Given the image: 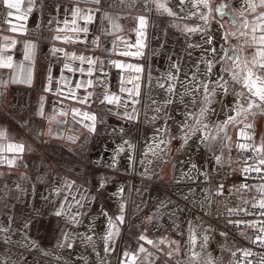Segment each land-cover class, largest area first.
<instances>
[{
    "label": "rangeland",
    "instance_id": "374dc122",
    "mask_svg": "<svg viewBox=\"0 0 264 264\" xmlns=\"http://www.w3.org/2000/svg\"><path fill=\"white\" fill-rule=\"evenodd\" d=\"M79 2L85 10L96 6L91 3H85V0H80ZM160 2H163V0H160ZM231 3L234 7L235 1ZM99 7L101 11L95 13L98 15L94 20L93 28L90 30L103 32L102 30L106 29V33L103 32V34L115 35L117 45L118 43L119 45L120 43H124L123 41H128L129 37L133 41V36H137L134 29L138 27L139 16L143 15L147 20L146 39L143 42L144 47H142L144 60L139 59V61H136L137 55H134L135 60L127 57L128 60H131L133 66L138 64L143 69L142 72L137 73L132 68L134 83L138 82L141 85V103L135 105L138 113L137 118L135 120L122 118L117 113H123L124 108L117 107L111 114L104 116L101 120L102 122L96 124L95 131L91 134V138L87 143H84L83 140L69 142V162L76 166L79 165L80 171L78 172L71 169L63 170L55 157L53 159L47 151L42 156L47 165L45 167H41L43 166L41 165L40 169L35 172L20 171L17 167L15 169L6 167L0 169V220L6 218L10 222L8 228L2 229H5L6 232H23L22 230L26 227L34 236L32 240L36 252L32 251V253L34 252L33 256L45 259L53 264H75L73 260L79 257V255L73 257L71 246L69 247V245H72V242L73 249L81 247L90 250L95 245L93 236L89 232V223L95 209L98 208L104 214V217L106 214L107 219L112 218L115 220V217L120 213L121 205H123L125 221L122 225H119V222H117L119 235L115 238V251L111 253L103 252L102 255L105 257L104 264H120L123 252L125 250L134 251L140 244L144 245L147 253L152 254L148 259L149 261H154V264H206L208 253H210L207 252L206 248L202 249V255L194 259L190 255V250L193 249V246L188 240V221L193 222L192 227L196 233L197 226L193 221L195 214L198 220L197 223H200V228L203 227L206 230L213 231L209 228L208 224H204L208 222V219H204V217L194 212L193 206L189 204L191 197L187 200L177 195V187L184 184H181L182 181H177L174 178L178 157L180 155H187L192 158L196 154V148L189 143L200 133L198 132L196 136H193L188 141V144H183L181 139L183 133L168 131V127L165 125L166 114H164V111L157 114L145 106L148 94L152 95L149 77L151 62L161 55L169 56L163 45H166V47L171 46V48L175 46L178 48V52L184 54L188 52L191 49L188 45L197 44L201 35L199 33H186V29L197 26L203 27L204 21L198 16L180 19L170 17L167 14H161L154 4L146 3V0H123L122 3L120 0H115V2L102 0ZM202 11L206 12L207 10L202 9ZM104 14H107L110 19H104ZM216 20H213L211 16L209 17L212 29L214 27L219 28ZM221 23L224 25L221 31L236 33V36L229 35L228 37L230 46L229 55H231V49L236 48L239 50L241 60H243L242 58L245 56L246 49L249 50L247 46L251 42L248 36L240 35L245 27L241 23L237 27L229 25L226 21ZM113 25H118V27H113ZM250 28L247 27L246 30L250 32ZM159 34L163 37L164 42L155 48L156 36L159 37ZM180 39L181 41L179 42ZM173 40H175L174 43L171 42ZM177 40L178 42L176 43ZM245 40L249 41V43L245 44ZM136 51V49L131 47L129 52L135 53ZM142 61L144 64H141ZM137 76L140 77L139 81L135 80ZM124 79L125 75L123 76V82ZM146 81L149 82L146 83ZM235 87L239 90L237 86ZM119 92L118 96L121 99L118 103L122 104L125 99H131L127 98L126 94L120 90ZM215 105L213 104L211 107L214 108ZM131 108L132 106L129 105L128 110L131 111ZM152 116H156L154 121L151 119ZM249 119L254 120L255 139L259 142L260 137L264 135V116L260 117L256 115L254 118L249 117ZM107 120L116 122L113 126L117 127L113 128L111 133L110 130H104L105 125H108ZM142 129L148 130L149 133L146 150H144V152H147V156L143 153L141 160L138 159L139 163L141 161L143 163H140L137 168L135 167L132 170V165L136 158V156L135 158L133 156L138 148ZM157 129H161V131L157 132ZM140 130L141 133H139ZM228 134L232 137L233 141L236 140V131L231 125L228 128ZM103 135L108 138L104 142L105 144L99 143ZM173 137L175 138L173 139ZM161 139L168 141V143H161ZM125 141H128V143H124ZM129 145H132V147H129ZM149 145L151 146V151L149 150ZM121 146H123L125 151L119 152ZM202 146L206 149V158L211 160L208 181L216 183L219 171L226 165V156L231 151L229 152L227 149H224L223 163L217 164L213 158V152L217 156L221 154L219 142H213L211 149L205 145ZM79 151L85 152L84 157L80 156ZM117 152H119V155H117ZM161 156H163L164 161L159 166V158ZM114 157L115 163H113ZM116 182L117 184H121L114 188L109 187ZM68 184L72 185L71 189L66 187ZM124 184L125 188L123 187ZM101 185L103 186L101 187ZM58 188L60 189L59 193L57 192ZM121 189L124 191L121 192ZM156 191L164 196L168 194L176 202L181 203V211H179L178 218L180 216L182 221L187 220L186 236L178 232L179 236L175 237L164 225V218L161 219L163 216L161 218H159L160 216L156 217V214L148 207L152 196L156 195ZM66 194L68 195L67 201L64 199ZM73 196H75L76 200L81 201L83 207L72 200ZM145 198L147 203L138 208L140 202ZM70 203L72 204L71 208H69ZM202 205L205 206L204 204ZM202 205L199 210H201ZM57 211H61L60 216L56 215ZM204 212L202 213L204 214ZM73 216L76 217L79 223L73 221ZM149 217H152L151 222H149ZM18 225H20V228H15ZM141 234L146 235L148 239L156 241L158 247H153L144 241H140L138 237ZM88 237H91V240ZM161 238H166L162 244L159 243ZM172 241L179 242L178 251L176 250L177 244L172 243ZM4 244L2 245L0 241V247L3 246L7 250L18 249V247L13 246L11 243ZM102 245L105 248V242ZM196 245L194 246L195 248L197 247ZM49 250L55 251L52 253L53 255L49 253ZM168 253H171V255H168ZM145 255L146 253L139 254V258L135 261V264H146ZM211 255L216 264H232L229 253L221 255L220 262H218L219 258L218 260L215 259L213 252H211Z\"/></svg>",
    "mask_w": 264,
    "mask_h": 264
},
{
    "label": "snow or ice",
    "instance_id": "6c2138e0",
    "mask_svg": "<svg viewBox=\"0 0 264 264\" xmlns=\"http://www.w3.org/2000/svg\"><path fill=\"white\" fill-rule=\"evenodd\" d=\"M102 0H85V3H91L96 5L95 9H86L82 10L79 7H76L71 11L72 21L71 23L74 27L71 29L77 35L74 37H61L60 35H56L53 37L54 40H63L65 43L79 41L81 43L86 42L87 35L89 33V28L86 26L92 23L97 17L95 13L100 12V5ZM107 2V0H106ZM115 2V0H113ZM122 3L123 0H120ZM7 9H15L17 13H20V4L21 0H0ZM146 3H152L156 6L157 10L161 12V14H167L170 17H176L180 19H185L190 16H198L200 19L204 21V26L200 27H191L186 29V33H199L201 35V39L203 43L197 44H189V48H199L202 51V55L198 58L199 63L192 66V74L188 76L185 73L186 79H180V67L175 62L171 65L170 70L166 74L165 77L158 79L155 82V87L162 89L164 95L161 100L154 99L151 94H148V99L145 102V106L159 114L161 111H165L167 115V110L169 105L180 104L183 105L184 111V119L180 122L179 131L183 133L181 139L183 144H188V141L192 139L193 136L199 132L200 135L197 136V147L200 145H205L206 147H212L213 142H219V151L220 155H215L213 152V158L215 159L217 164H222V157L224 155V149H227L229 152L234 146L238 150L242 152H250L252 155L244 158V164L247 165L240 169L242 175H245V180H247L248 175L252 172H256L257 174L264 173V136H261L259 142L255 139V124L254 120H250L249 117H255L257 112L264 113V11L257 12V9H264V0H240V7L235 11H239L241 16H245L247 12L249 16L252 17L251 20L245 19V28L247 29L248 25L251 24V42L250 46L255 47V52L253 54V58L251 61L241 60L239 55V50L236 48L231 49V55H229V42L228 37L236 36V33H228L227 31H221L224 28L223 23L219 20H216V17L213 16V12L219 14L220 17L225 15L223 9L225 7H231V0L227 5H220L216 9H212L209 4V0H146ZM186 5H190L191 7H187ZM111 6V5H109ZM176 9H179L177 11ZM192 9H196V12H193ZM202 9H207V11H202ZM32 11V3L29 0V5L24 13H20L16 16V19H26L27 14ZM181 13L184 15L182 16ZM9 17L13 16V12L9 11L7 13ZM232 26L237 27L235 14L233 12ZM212 17L213 20H216V23L219 25V28L213 30L209 23V17ZM77 18L82 19L84 21L85 26L81 27L76 23ZM104 19H110L107 14H104ZM11 23V21H9ZM65 25L69 23L67 19L63 21ZM113 27H118V25H113ZM146 28H147V20L141 15L138 17V27L134 30L136 31V39L131 44H128L127 41H123L127 47H136L137 51L135 53H131L132 55H141L140 49L144 47V40L146 39ZM13 31L16 29L13 28ZM57 31H62L61 29H57ZM106 33V29L102 30ZM219 32V38H217L216 33ZM259 32V35L256 33ZM83 33L85 36V40H80L79 34ZM241 36H247L248 32L240 33ZM99 37H93L92 43L97 44L99 46ZM15 44V41H12ZM245 44H248L249 41L245 40ZM207 45L208 47H205ZM31 47H35L32 45ZM115 47V46H114ZM64 51L61 48L53 47V54L57 52ZM112 49L105 48V52H110ZM122 55H129L127 51L122 52ZM191 56V53H188ZM65 57L69 60H79L81 64L87 63L90 67L85 70L84 68H74L69 63H64L63 67L69 72H81L91 75L92 74V65H95L97 61L92 57H88L85 55H76L75 53H65ZM25 59L30 60L31 57L26 53ZM229 61L231 62L229 64ZM202 63L204 68L201 69L199 64ZM101 64V76H106L107 74L103 72V61H100ZM219 65V69L214 71L216 66ZM116 67L118 68H134L135 72H142V67L133 66V65H125L122 63H116ZM0 68H13L12 57L11 56H0ZM17 68L19 71L14 69V75L12 77L13 82L16 81L17 77L21 72L24 73L23 82L30 83L31 81V67L28 69H24L23 65H18ZM172 68L175 69V72L172 71ZM51 82V76L48 77ZM67 79V78H64ZM136 81L140 80V77H135ZM179 81L180 86L183 88V91H177L176 82ZM128 83H132L133 87L131 89L121 87L120 91L122 93H127L131 99H125L122 104L118 103L121 97L115 94H109L107 91L103 94V99L100 100V103L107 104H116L117 107H123V113H117L121 115L122 118L127 120H135L137 118V109L135 108L136 104L141 103V85L140 83H133V78H128ZM149 81H146L148 83ZM92 80L85 81L83 83H77L75 88H81L85 86H92ZM98 86L103 85L104 81L97 78L95 82ZM4 84L3 81H0V86ZM235 85H239V90L236 89ZM46 91H59L58 89H53L51 87L46 88ZM87 88L85 87V91ZM220 96V99H217V96ZM233 96L235 99L232 102L225 103L224 97ZM92 93H88L84 96H76L74 91H70L68 96H64V99L71 98L75 100L77 103L88 105L91 100ZM185 97H190L189 100H185ZM217 104L218 108H213L211 105ZM129 105L132 106L131 111H129ZM55 111V110H54ZM110 112L114 111V109L110 108ZM221 113L225 115V119L223 120H211L209 119L210 115L215 114L219 116ZM234 113V115H232ZM67 111L61 110L58 115L67 117ZM40 115H43V98H41V108ZM80 117L81 119H76ZM171 117L169 116L168 119ZM54 119V117L50 118ZM72 119L76 123H83L84 120L91 121V123L84 124L89 132L95 131V122L96 116L94 114H90L88 112H82L79 109H72ZM151 119L154 121L156 116H152ZM57 123L65 124L67 123V119L57 120ZM102 122V121H101ZM167 123V120L165 121ZM236 131V140L233 141L232 137L228 134L229 126ZM161 129H157V132H160ZM38 135L43 133H37ZM48 135H52V129H48ZM7 136L6 131L4 129H0V139H5ZM175 137H173L174 139ZM72 141L75 142V137H71ZM161 143H168L164 139L160 140ZM124 143H128L125 141ZM132 147V145H129ZM15 150L17 153H23L24 145L23 144H8V150ZM149 150L151 151V146L149 145ZM125 149L123 146L119 148V152H123ZM117 152V155H119ZM256 153H260V157H256ZM156 155L155 152H153ZM145 156H147V152H145ZM256 159L255 163H249V161ZM15 157L8 160L10 165L14 164ZM113 163H115V157L113 158ZM143 163V161H141ZM190 163V161H189ZM195 169L205 177V180L208 179L209 173L207 171H203L197 168V165L192 163L190 171ZM183 175H189L190 173H183ZM264 178V176H262ZM103 185H101L102 187ZM67 188L71 189L72 185H66ZM199 187V185H197ZM224 185L220 184L216 190V195L223 194ZM247 189L249 191L254 190L256 195L253 196V199L256 201L252 206L258 207L261 210H264V184L260 185H248L241 184L238 186L237 190ZM121 192L123 189L120 190ZM207 193L211 194L210 189L205 190ZM231 191V189L229 190ZM57 192H60V189H57ZM194 194V189H189L188 193L185 194L181 192L180 195L184 197V199H188L189 195ZM207 198V197H206ZM65 201L68 200V195L66 194L64 197ZM72 200L83 207V204L80 200H76L75 196L72 197ZM248 201H245L247 203ZM167 203H171L169 200ZM203 203V202H201ZM211 204V201L209 202ZM167 205L162 202L161 207H166ZM72 207V204H69V208ZM231 214L239 215L240 212H243L244 215H253V213L249 212L247 209H229ZM261 215H264V211H261ZM57 216L61 215V211L56 212ZM169 217L172 218L175 216V213H168ZM73 221L79 223L76 220V217H72ZM149 222H151L152 217H149ZM125 221L124 217V206L121 205L120 213L115 217V220L109 218L108 221V231L106 235L103 237L105 241L104 252L111 253L115 251V238L119 235V225H122ZM174 223V221H173ZM229 224H234L237 228L241 225L252 228L254 232L258 233L254 237H247L249 242L255 244L260 247H264V221H259V226H257V222H249L245 220H229L227 221ZM178 227V226H177ZM113 229H115L113 231ZM0 231H6L5 229H0ZM189 237L188 240L190 244L193 246L192 249V258H196L200 255L194 251V246L196 245V234L195 230L192 227V222L189 221ZM244 235L243 232L240 233ZM221 235H226L225 233H221ZM91 240V237H88ZM138 239L140 241H144L145 243L152 245L153 247H158L156 241L148 239L146 235L141 234ZM166 238H161L159 243H164ZM11 240L10 236H5L3 238V243L7 244ZM209 237L207 235L203 236V243L201 248L204 249L207 247ZM34 243V242H33ZM172 243L177 244L178 251V241H172ZM71 245H69L70 247ZM243 255V261H246V264H253V261L248 259L251 256L256 255L250 249H241L240 250ZM146 253L145 261L146 264H154V261H149V257L152 255L151 253H147L143 244H140L139 247L134 251L125 250L122 254V258L120 260V264H135V261L139 258V254ZM99 255V253H97ZM171 255V253H168ZM233 256L236 255L235 252L232 253ZM3 264H7V261H4ZM206 264H216V261L213 259L211 253H208ZM237 264H243V262H237ZM256 264H264V255H261L256 262Z\"/></svg>",
    "mask_w": 264,
    "mask_h": 264
},
{
    "label": "crops",
    "instance_id": "0c3cea01",
    "mask_svg": "<svg viewBox=\"0 0 264 264\" xmlns=\"http://www.w3.org/2000/svg\"><path fill=\"white\" fill-rule=\"evenodd\" d=\"M79 1L31 0L32 11L27 14L26 19H16V16L26 11L29 0H21L20 13H17L15 9H7L0 3V56H11L13 64V68H0V81L4 82L0 86V129H4L7 134L5 139H0V169L3 167L15 169L17 167L20 171L35 172L40 169L41 165H43L41 167L47 165L42 157L47 151L53 159L55 157L63 170L80 171L79 165L76 166L69 162V142L72 141L71 137H75V141L83 140L84 143H87L93 132H89L84 127V124L91 123V121L84 120L83 123H76L72 119V109L94 114L96 116V128V124H99L104 116L112 113L109 111L110 108L117 109L116 104L100 103L104 92L107 91L109 94L118 96L120 87L123 86L128 89L133 87L132 83L127 82L128 78L131 77L134 83L132 68L115 66L116 63L133 65L131 60L127 59V57L132 60L136 59L129 52L131 47H127L124 43L117 45L115 35H104L103 32L91 31L95 21L86 25L89 28V33L85 43L79 41L65 43L63 40L53 39L56 35L61 37L77 35L71 30L74 25L71 23L73 18L70 10L76 7L85 10ZM232 1H235V6L233 7L231 3V12H234L235 17L238 18L239 24L241 23L245 27V19L251 20L252 17L247 12L245 16H241L239 11H235L240 7V0ZM95 8L96 6H93L91 9ZM9 11L13 12L12 17L7 15ZM259 11H264V9L258 8L257 12ZM97 15L95 14L96 17ZM65 19L69 21L67 25L63 23ZM76 23L81 27L85 26L82 19L77 18ZM248 27L250 28L252 25L249 24ZM13 28L16 30L13 31ZM57 29L62 31L58 32ZM245 31L248 32L247 36L251 39L252 32L244 28L243 32ZM256 35H259V32ZM79 36L80 40H85L83 33H80ZM97 36L100 38L99 46L91 42L93 37ZM135 39L136 36H133V41L129 37L128 44L134 42ZM13 40L15 44L12 43ZM32 45L35 47H31ZM53 47L61 48L64 51L53 54ZM247 47L249 50L246 49L242 59L251 61L255 47L250 45ZM105 48L112 49V51L105 52ZM132 48L137 50L136 47ZM125 51L130 54L122 55L121 53ZM140 51L142 54L137 55L136 61L144 60L142 48ZM66 52L95 59L97 63L91 66L92 74L89 75L86 71L85 73L79 71L73 73L64 69V63H69L74 68L82 67L85 70L90 67L87 63L81 64L79 60L67 59L65 57ZM26 53L31 57L30 60L25 59ZM100 61H103L102 67L103 72L107 74L106 76H101ZM141 64L144 62L142 61ZM18 65H23L25 70L31 67L30 83L23 82V72L13 82L14 69L19 71ZM49 76L52 78L51 82L48 79ZM98 77L104 81L103 85L98 86L95 83ZM88 80H92L94 83L92 86H85L86 91L85 87L75 88L77 83ZM235 86L239 89V85ZM49 87L59 91H46L45 89ZM70 91H74L78 97L92 93L89 104L77 103L71 98L64 99L63 97L68 96ZM125 94L127 98H131L126 92ZM41 98H43V115H40ZM61 110L67 111V117L58 115ZM257 116L263 117L264 113L257 112ZM52 117L54 119L50 120ZM64 119H67L65 124L56 122ZM76 119L81 118L77 117ZM49 128L52 129V135L47 134ZM38 132L43 134L38 135ZM10 143L23 144V153H17L14 149L9 151L8 144ZM233 150H236L234 146L231 152ZM79 153L81 157H84V151H79ZM13 157H15L14 164L10 165L8 160ZM253 185L258 186L260 184L254 183ZM247 194L256 195L254 190Z\"/></svg>",
    "mask_w": 264,
    "mask_h": 264
},
{
    "label": "bare ground",
    "instance_id": "6f19581e",
    "mask_svg": "<svg viewBox=\"0 0 264 264\" xmlns=\"http://www.w3.org/2000/svg\"><path fill=\"white\" fill-rule=\"evenodd\" d=\"M109 1L111 2L113 0H109ZM131 4H132V2H131ZM186 6L191 7L190 5H186ZM176 10L179 11V9H176ZM192 11L195 12L196 9H192ZM181 15L183 16L184 14L181 13ZM215 29H217V27L213 28V30H215ZM216 35H217V38H219V32H217ZM175 40H173L171 42L174 43ZM180 41H181V39L179 40V42ZM163 42H164V39H163V37H161V35L159 37L156 36L155 48H157L158 47L157 45H159ZM177 42H178V40L176 41V43ZM197 43H203L202 39L201 38L198 39ZM205 47H208V46L205 45ZM163 48L165 49L166 52H168L169 56L161 55V56L157 57L156 60H153V62H151L152 65H150V67H149V77H150L151 91H152L151 96L158 101L162 99L164 92L162 89L155 87V82L158 79H161V78L166 76V74L170 70L173 62H175L180 67V73L178 74L180 79H186L185 73H187L188 76H191L192 66L199 63L198 58L202 55V51L199 48H191L185 54L178 52L177 51L178 48H176L175 46H174V48H171V46L166 47V45H163ZM189 52L191 53V56L188 55ZM199 67L201 69H203L204 65L202 63H200ZM218 69H219V67H217L214 71H217ZM172 71L175 72V69L172 68ZM176 87H177V91H183V88L180 86L179 81L176 82ZM189 99H190V97H185L186 101ZM217 99H220L219 95L217 96ZM223 99L225 100V103H229V102H232L235 99V97L230 95L227 98H223ZM218 107H219V105H217V104L214 106V108H218ZM164 114H165V111H164ZM233 114L234 113H232V115ZM169 116L171 117L170 119H168ZM183 119H184L183 105H180L177 103V104H173V105L168 106L167 115L165 116V121L167 120V123H165V125H166V127H168L169 132L170 131L174 132V133L180 132L179 126H180V122ZM209 119H211V120H218V119L223 120V119H225V115L223 113H221L219 116L212 114V115H210ZM107 121H108V125H105L104 130H110V133H111V131H113V128L115 129L117 127V126L116 127L113 126V124L115 125L116 122H114L112 120L111 121L107 120ZM126 130H127V128H126ZM139 133H141V130ZM147 137H149L148 130L142 129L141 137H139V138L140 139L143 138V139L141 141L139 139L140 144L138 141V148L136 150L135 155L133 156V158H135V156H136L137 160L135 158V162L132 165V170L135 167L137 168V166H139L141 163V162L140 163L138 162V159L141 160L142 154L145 153L144 150H146V144H147V140H148ZM107 140H108V138H106L105 135H103V138L100 139L99 143L102 144ZM189 144L190 145L192 144V146H194L196 148V154L194 156H192V158L188 157L187 155H180L178 157V159L176 161L175 171H174V178L177 181H182V183L181 182L180 183L184 184V185L178 186L176 189L177 190L176 193L178 196L184 198L182 195H180L181 192H184L185 194H187L189 189H194V194L189 195V197H188V198L191 197L189 204H191V206H193L194 212H196L198 215H203L202 212L205 211L206 202L209 200L208 194L205 191V182H207L208 179L205 180V177L203 175H200V173L198 171H196L195 169H192L190 171V168H191V164L194 163L197 165L198 169H201L203 171L208 172L209 171V165L211 164V160H208L206 158V156H205L206 155V149L204 148V146H202V145H200L199 147L196 146L197 145V136L195 138H193V140ZM162 157L163 156H161L159 158V166H161L162 162L164 161V159ZM189 161H190V163H189ZM137 162H138V164H137ZM183 173H190L191 178H189V175H183ZM119 184H121V183L117 184V182H116L113 185L111 184V186H109V187L114 188L115 186L117 187V185H119ZM122 185H123V183H122ZM197 185H199V187H197ZM123 187L125 188V184ZM155 194H156L155 196H152V200L150 201V205L148 207L151 209V211L154 214H156V217L160 216L159 218H161L163 216L161 219L164 218L163 219L164 225L167 227V229H169L174 234L175 237L179 236L178 232H180L184 236H186L187 235L186 234L187 233L186 227L188 226L187 220L182 221V218L180 216L178 218L179 211H181V206H180L181 203L179 204L178 202H176L168 194H167L168 196L167 195L164 196L161 193H157V191L155 192ZM169 200L171 201V203H167ZM162 202L165 203L167 206L161 207ZM201 202H203V203H201ZM144 203H147L146 198L140 202V205H138V208H140ZM202 204L205 205L204 210H203ZM201 205H202V207H201L202 211L199 210ZM193 208H192V210H193ZM168 213H175V216L170 218ZM91 217H92L91 222L89 223V232H90V235L93 236V240H94L93 242L95 243V245H94L93 249L89 248L90 250L85 249V248H81V247H79V248L76 247L73 249V242H72L71 251H73V253H72L73 257L79 255V257H76L73 260L75 264L76 263H78V264H104L105 263V257L102 255L104 252V250H103L104 246L102 244H104V242H105L103 237L106 235V233L108 231L109 219L106 218V214L104 217V214L101 213L98 208L95 209V211L93 212ZM173 221H174V223H173ZM193 221H194L195 225L197 226L195 234H196V242H198L196 245L197 247L196 248L194 247L195 248L194 251L197 253H200V255H202L203 250L201 248V245L203 243V236L207 235L209 237V240H208L206 250H207V252H210V253L213 252L215 254V259L218 260L219 255H220L219 243L222 240L221 236L215 235V234H213V232L206 230L203 227L200 228V223H197L198 220H197V217L195 214L193 217ZM9 223H10L9 220L6 218L3 220H0V229L8 228L10 226ZM21 224H22V221H21ZM177 225H178V227H177ZM15 228L19 229L20 225H18ZM22 231L23 232H20V231H17V232H15V231H12V232L11 231H8V232L3 231L2 232V231H0V241H1L2 245L4 244L3 238L5 236H10L11 240L9 243H11L13 246L18 247V249H16V250H7L5 247L1 246L0 247V264H3L4 261H7V264H53V263H49L45 259L43 260L41 258H37V257L33 256L34 252L32 253V251H35V248L33 246V240H32V238H34L33 233L29 232L26 229V227ZM185 241H187V240H185ZM77 243H78V241H77ZM8 245H10V244H8ZM78 245H79V243H78ZM54 252L55 251L49 250V253L51 255H53L52 253H54ZM69 252H70V250H69ZM97 253H99V255ZM190 255L192 256V249L190 250ZM64 257L68 258L66 256H64Z\"/></svg>",
    "mask_w": 264,
    "mask_h": 264
},
{
    "label": "built area",
    "instance_id": "2783aa9c",
    "mask_svg": "<svg viewBox=\"0 0 264 264\" xmlns=\"http://www.w3.org/2000/svg\"><path fill=\"white\" fill-rule=\"evenodd\" d=\"M264 136V135H263ZM252 155L250 152H242L240 150H235L228 154L225 159L226 165L219 171L216 183L212 181L205 182V190L210 189L211 194H208L209 200L206 202V209L202 217L208 219L207 223L209 228L213 231V234L220 235L221 241L219 243L220 257L227 253L230 254L232 264H237V262H243V255L240 251L241 249H250L256 255L249 257L248 259L256 264L259 257L264 255V247L257 246L249 242V236L254 237L258 233L254 232L252 228L241 225L237 228L234 224H229V220H245L249 222H257L259 226V221H264V215H261V210L258 207H253L252 205L256 203L253 196L248 195L249 190L240 189L237 190L238 186L241 184L253 185L254 183L264 184V173L257 174L252 172L248 175L247 180H245V175H242L240 169L247 165L244 164V158ZM256 157H260V153H256ZM256 159L249 161V163H255ZM220 184L224 185L223 194L216 195V190ZM231 189V191H229ZM211 201V204L209 202ZM245 201H248L245 203ZM204 209V206H203ZM229 209H247L253 215H244L240 212L239 215L231 214ZM243 232L244 235L240 233ZM225 233L226 235H221ZM235 252L236 255L233 256L232 253Z\"/></svg>",
    "mask_w": 264,
    "mask_h": 264
},
{
    "label": "flooded vegetation",
    "instance_id": "af4514ba",
    "mask_svg": "<svg viewBox=\"0 0 264 264\" xmlns=\"http://www.w3.org/2000/svg\"><path fill=\"white\" fill-rule=\"evenodd\" d=\"M228 3H229V0H209L210 7L212 9H216V8H218L222 4L227 5ZM223 11L225 12V15L223 17H220L219 14L216 13V12H213L212 15L215 16L217 20H219L221 22H225L226 21L229 25L232 26L233 16H232V18H230V15L229 14H233V13L231 12L230 7H225L223 9ZM236 23H237V25H239V20L237 18H236Z\"/></svg>",
    "mask_w": 264,
    "mask_h": 264
},
{
    "label": "water",
    "instance_id": "95a60500",
    "mask_svg": "<svg viewBox=\"0 0 264 264\" xmlns=\"http://www.w3.org/2000/svg\"><path fill=\"white\" fill-rule=\"evenodd\" d=\"M229 15H230V18H232L233 15L232 14H229Z\"/></svg>",
    "mask_w": 264,
    "mask_h": 264
}]
</instances>
